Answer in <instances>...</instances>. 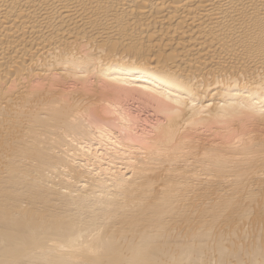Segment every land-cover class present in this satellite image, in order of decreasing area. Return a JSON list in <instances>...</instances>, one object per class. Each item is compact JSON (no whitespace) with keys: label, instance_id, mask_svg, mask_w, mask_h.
<instances>
[{"label":"bare ground","instance_id":"1","mask_svg":"<svg viewBox=\"0 0 264 264\" xmlns=\"http://www.w3.org/2000/svg\"><path fill=\"white\" fill-rule=\"evenodd\" d=\"M0 264H264V0H0Z\"/></svg>","mask_w":264,"mask_h":264}]
</instances>
